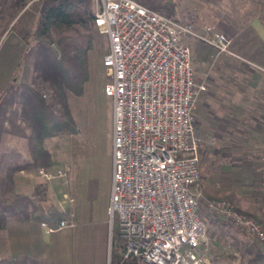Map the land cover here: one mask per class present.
Instances as JSON below:
<instances>
[{"label":"built area","instance_id":"built-area-1","mask_svg":"<svg viewBox=\"0 0 264 264\" xmlns=\"http://www.w3.org/2000/svg\"><path fill=\"white\" fill-rule=\"evenodd\" d=\"M95 23L107 39L103 55L111 100L112 184L107 212L131 264H216L208 245L200 199L214 215L241 228L264 248V225L224 198L201 190L200 143L194 110L204 80L197 81L185 41L188 23L171 19L137 0H93ZM216 52L230 53V38L217 31L202 38ZM46 178L66 183L60 166L39 167ZM63 198L69 199L63 192ZM53 231L73 225L67 211Z\"/></svg>","mask_w":264,"mask_h":264},{"label":"rangeland","instance_id":"rangeland-1","mask_svg":"<svg viewBox=\"0 0 264 264\" xmlns=\"http://www.w3.org/2000/svg\"><path fill=\"white\" fill-rule=\"evenodd\" d=\"M37 1L38 0H28L25 6L20 10L17 17L27 7L28 10H30L28 11L29 15L26 14L23 20L21 19L19 21L20 23L32 20L31 13L34 15L33 10ZM160 1L163 2L164 0ZM176 1L178 2V7H176L177 14L175 18L180 20V22L183 21L182 23L190 24L193 31V34L186 36L185 41L191 51L195 78L197 81L204 80L205 83V88L200 92L194 110L195 133L198 135L196 121L199 100H201L200 98L202 96L201 93L210 91L211 93H214V96L221 95L222 93H220V91L217 92V90L220 89L218 83L221 79L223 81L225 80L230 86L232 85L231 80H237L238 83L240 82L242 90L231 86L232 93L236 92L242 97L245 106H247V112L250 113V115L254 114V110H258V108L261 110V108H264V103H261L262 99L259 98L263 95L262 89H264V84H261L262 80H264V73H262V67L264 68V48L253 50L251 47H243V49H239L238 51L247 58H244L243 56H241L243 59L237 57L238 61H234L235 65H233V63L229 66L226 70L225 78L223 79L218 74V70L219 66L221 67V63L227 62L224 60L221 61L222 58H228V55L222 56L220 55L221 53L218 54L216 49H214L215 47L210 46L202 39L205 36H212L217 31H223L230 40L233 39L230 37L229 32L226 31L225 27L234 30V27H240L242 25L240 19L237 17L240 18V13L243 11L241 4H249V0H217L216 6L212 4L207 7H193L191 5L192 0ZM14 2L15 0H0V6L3 5L6 7L9 4L13 6ZM91 2L94 12L93 0H91ZM247 8H249V6H247ZM1 10L2 9H0V11ZM15 19L16 18H14V20ZM10 24L11 22L8 21L7 13L1 12L0 29H6ZM96 27L98 29L97 24ZM238 40L241 39L239 38ZM198 44L203 47L201 50H196ZM32 46L33 42L26 45L28 50L24 55L26 60L31 64ZM107 46V39L105 37L104 49L94 59L93 79L90 83L91 87L84 96L79 97L75 101L74 107L75 113H77L78 117L79 131L69 138L54 137L48 140L47 145L50 148V152L54 159L58 160L54 165L60 166L66 172V183H63L60 187L61 189L56 191L57 197L59 199L62 198L61 193L64 190V192L68 194V197H72L71 205L66 207L67 211L71 210L73 214L75 213L72 204L77 210L78 225L75 229H72L75 232L76 258L81 259L82 257L93 256L98 258V256H102L103 242H105L107 234L109 242L108 264H110L112 233H110L109 230L110 226L107 205L109 203L112 184V159L110 155L112 123L111 100L104 94V85L107 82V76L105 74V67L102 64V58L107 51ZM248 58L251 59L252 62ZM240 60H245L247 65L240 66ZM231 61L233 60L231 59ZM236 63L238 65H236ZM24 68L23 64H21L20 69L18 70V73L20 72L21 82L28 81V79H24L22 76ZM251 68L253 70H251ZM254 70L261 71L259 78L256 77L257 75H254L256 74L254 73ZM212 79L215 81L209 83ZM255 79H259L257 81L258 85H255V87L252 88L248 86V82H255ZM207 82L208 87L206 88ZM41 83L43 85L42 92L48 97L50 89L47 86V83ZM205 89L206 91H204ZM206 97L208 98V95H206ZM256 97L258 98V102H256ZM217 101L218 99L214 98L213 103L215 107L218 106ZM254 121L251 120V124H254ZM200 137L204 138L202 139L203 141L209 137V142L205 146L204 143H202L203 141L200 143L199 164L201 182L202 180L206 182L211 181L210 183L212 186H216V195L214 197L205 196L203 190L202 192L204 196L207 198L228 199L232 202L233 206L238 207L254 218H258L253 212L249 211V209L238 206L237 200H239V197L236 194V189L239 187V184L234 180V174L228 173L223 177L219 175L218 166L219 163H221V160L214 151L218 148L217 136L207 134V136ZM50 167H47V169L51 170ZM50 179L52 180V178ZM214 181L216 183H214ZM71 189L74 196L71 194ZM67 200L68 199H66V201ZM67 204L70 203L67 201ZM200 210L201 217L206 226V236L209 241L208 245L204 246V253L211 262L216 264H237L241 259L256 252L258 249L264 250L263 246H261L253 236L247 234V232L231 222H227L210 212L206 208L203 198L200 199ZM115 228L116 224H114L113 230L116 235Z\"/></svg>","mask_w":264,"mask_h":264},{"label":"crops","instance_id":"crops-1","mask_svg":"<svg viewBox=\"0 0 264 264\" xmlns=\"http://www.w3.org/2000/svg\"><path fill=\"white\" fill-rule=\"evenodd\" d=\"M216 1L192 0L191 5L193 7H207L212 4L216 6ZM171 2H174L178 7L176 0H171ZM241 6L243 11L240 13V18H237L240 19L242 25L234 27V30L225 27L230 37L233 38L229 44V49L233 54H220L228 55V58H222L221 61L227 62L221 63L218 70V74L223 79L229 66L233 63L235 65L234 61H238V58L243 59L239 49H243V47H251L253 50L264 48V0H249V4L244 3ZM10 25L5 30L0 29V196L9 194L12 197L13 193H21L34 199L35 195L40 192L43 202L53 203L55 207L63 210L71 205L72 197L67 200L70 204H67L63 195L60 199L57 197L56 191L60 190L63 184L59 178L46 180L38 174L37 168L14 170L11 174V182L8 179L10 165L23 159L28 151L26 138L29 133V125L21 117L18 103V83L22 81L20 72L18 73L20 65L23 64L25 67L22 73L24 79L30 81L33 77L32 64L24 56L28 50L27 44L16 31L10 29ZM239 38L241 40H238ZM202 48L198 44L196 50ZM249 60L252 62L251 59ZM240 61V66L247 65L245 60ZM236 65L238 64L236 63ZM251 70L253 69L251 68ZM254 73L257 78L261 75V71L258 70H254ZM262 73H264L263 67ZM221 80L218 83L220 89L217 90L222 93L221 95L214 96V93L210 91L201 93L196 121L198 135L202 137L207 134L217 136L218 148L214 151L221 160L218 166L219 175L223 177L228 173L234 174V180L239 184L236 189V194L239 197L238 206L249 209L264 224V108L261 110L258 108V110H254L253 115H250L242 97L236 92L232 93L231 86L242 90L240 82L231 80L232 85L230 86L225 80ZM258 80L248 82V86L255 87L258 85ZM214 81L212 79L209 83ZM261 84H264V80ZM262 93L263 95L259 98L262 99L261 103H264V89H262ZM214 98L218 99L217 107L213 103ZM256 102H258L257 97ZM251 120H255V123L251 124ZM208 138L202 142L204 146L209 142ZM48 149L50 150L49 147ZM55 167L57 165L50 169ZM210 182L202 180L201 190H204L205 196L214 197L216 186H212ZM214 183L216 182L214 181ZM63 192L64 190L61 194ZM71 194L74 196L73 191ZM72 207L75 211L72 218L73 225L53 231H47L46 225L42 224V222H46L47 225H50L47 219L33 217L26 220L8 219L5 225L0 228V264H108L107 234L105 242H103L102 256L76 258L75 232L72 229L77 227L78 221L76 207L73 204ZM29 210L32 209L29 208ZM31 212L35 214L34 211Z\"/></svg>","mask_w":264,"mask_h":264},{"label":"trees","instance_id":"trees-1","mask_svg":"<svg viewBox=\"0 0 264 264\" xmlns=\"http://www.w3.org/2000/svg\"><path fill=\"white\" fill-rule=\"evenodd\" d=\"M27 1L15 0L13 6H0V13L6 12L8 21L12 22L10 29L25 43L33 42L32 80L18 83L20 115L29 125L28 151L23 159L10 165L9 182L14 170L47 168L57 163L47 142L54 137L69 138L79 131L75 101L91 87L94 59L105 46V35L96 27L91 0H38L34 15L31 13L32 20L20 23L30 11L27 7L17 17ZM137 1L179 21L171 0ZM41 82L47 83L50 89L48 97L42 92ZM43 201L40 192L34 199L21 193L0 196V228L10 218L26 220L31 217L47 219L55 226L67 212ZM115 230L116 235L112 231L110 264H131L130 260L120 262L124 243L117 227ZM237 264H264V250L258 249Z\"/></svg>","mask_w":264,"mask_h":264}]
</instances>
